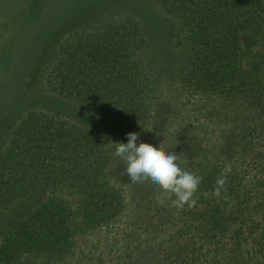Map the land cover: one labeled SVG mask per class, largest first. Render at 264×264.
<instances>
[{"label": "trees", "instance_id": "trees-1", "mask_svg": "<svg viewBox=\"0 0 264 264\" xmlns=\"http://www.w3.org/2000/svg\"><path fill=\"white\" fill-rule=\"evenodd\" d=\"M153 2L175 23L181 111L236 99L249 124L192 169L197 204L177 209L159 187L120 176L115 155L128 133L139 144L155 125L162 74L142 56V29L111 17L66 36L46 87L98 129L43 110L19 118L0 149V214L22 215L0 238V264H264V0ZM226 165L229 199L205 198Z\"/></svg>", "mask_w": 264, "mask_h": 264}, {"label": "rangeland", "instance_id": "rangeland-1", "mask_svg": "<svg viewBox=\"0 0 264 264\" xmlns=\"http://www.w3.org/2000/svg\"><path fill=\"white\" fill-rule=\"evenodd\" d=\"M111 17H126L137 23L145 37L142 56L152 71L162 74L154 129L142 142L155 147L163 143L169 152L181 157V166L189 171L207 154L228 151L251 116L236 99L213 103L197 100L181 111L176 85L180 64L173 46L175 23L153 0H0V149L29 110H43L98 129L95 119L75 102L50 92L45 76L63 38L92 31ZM137 185L138 189L158 187L150 182ZM21 215L19 211L0 214V238ZM17 264L46 262L30 258Z\"/></svg>", "mask_w": 264, "mask_h": 264}, {"label": "clouds", "instance_id": "clouds-1", "mask_svg": "<svg viewBox=\"0 0 264 264\" xmlns=\"http://www.w3.org/2000/svg\"><path fill=\"white\" fill-rule=\"evenodd\" d=\"M138 137V133H128L127 143H115V155L126 165L124 172L130 182H150L158 186L177 209L195 207L202 177L182 167L181 157L174 151L169 152L163 143L159 147L143 142L137 144ZM231 171V166L226 165L215 182L214 190L211 193L204 191L202 195L205 198L210 195L220 197L223 193L224 199L228 200L227 183Z\"/></svg>", "mask_w": 264, "mask_h": 264}]
</instances>
